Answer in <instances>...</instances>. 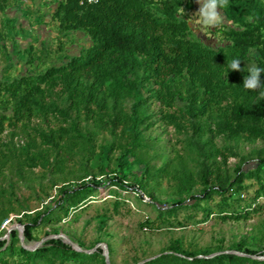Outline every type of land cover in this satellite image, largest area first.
Here are the masks:
<instances>
[{
	"label": "trees",
	"instance_id": "16d2710c",
	"mask_svg": "<svg viewBox=\"0 0 264 264\" xmlns=\"http://www.w3.org/2000/svg\"><path fill=\"white\" fill-rule=\"evenodd\" d=\"M12 2L19 0H0V13H6ZM53 3L52 19L62 33L83 32L91 44L78 54L65 55L44 73L30 70L0 80V136L10 130V140L3 142L5 151H0V177L13 162L20 174L25 168L65 174L73 164L82 183L61 188L56 205L36 218L23 215L20 223L27 241L34 240L38 227L59 225L88 208L98 193L92 184L99 182L86 180L97 175L109 179L115 211L127 205L124 192L137 193L128 184L131 176L137 190L151 200L168 178L173 193L189 200L174 201L166 209L155 207L166 228H177L175 219L181 211L193 212L185 219L197 224L211 217L248 221L264 211V148L246 156L238 151L241 143L264 142V97L260 95L264 73L261 88H243L250 62L264 69V0H229L221 10L230 23L222 29L226 44L213 46L191 30L188 15L195 10L196 0H103L94 6H82L80 0ZM7 25L14 44H18L14 33L28 32L17 21L9 19ZM36 56L30 45L26 64L32 66L39 59ZM234 58L241 60L242 71L227 68ZM154 102L160 103L159 113L151 110ZM34 121L39 123L33 126ZM160 122L174 128L181 148L173 158L163 155L159 166L144 155L154 141L147 133ZM19 129L28 136L22 146L13 140ZM102 134L109 141L99 147ZM231 158L239 159L232 173L227 166ZM133 167L143 168L140 176L134 175ZM247 182L258 185L252 198L245 195L251 186ZM197 188L201 190L193 196ZM216 197L219 200L213 205ZM16 201L12 192L0 187V230L11 211H16ZM199 213L202 218L196 221ZM6 243L0 240V264H107L102 248L93 254L79 252L62 239L29 251L14 231ZM107 246L113 264L114 251ZM242 247L240 243L238 251ZM212 254L186 249L178 239L146 264H264L231 253L201 258Z\"/></svg>",
	"mask_w": 264,
	"mask_h": 264
},
{
	"label": "rangeland",
	"instance_id": "374dc122",
	"mask_svg": "<svg viewBox=\"0 0 264 264\" xmlns=\"http://www.w3.org/2000/svg\"><path fill=\"white\" fill-rule=\"evenodd\" d=\"M55 7L53 0H19L12 2L6 13H0V35L4 36L3 39L0 38V80L4 77L15 78L30 70L44 73L52 65L60 64L65 55L78 54L91 44L90 38L83 32L68 35L62 33L58 23L52 19ZM199 7L196 2L195 10L188 15L192 32L209 46L226 44L222 29L230 23L224 18L223 12L221 11L222 22L218 26L204 27L198 17L193 15ZM9 19L17 21L19 26L22 25L23 29L28 31L24 35L19 32L14 33L18 38V44H14L12 40L14 37L9 36L7 25ZM39 20L43 21L40 25ZM30 45L35 47L36 57H39L32 66H28L25 62L26 50ZM252 64L256 65L254 61L250 62V65ZM160 108L158 102L151 104L153 113H159ZM38 123L34 121L33 126ZM16 133L14 143L17 146L24 145L28 141L27 134L22 129L17 130ZM147 136L154 139L149 142L151 147L144 155L151 164L160 166L164 161L163 155L173 158L176 149L181 148L177 142L181 137L173 127H167L161 122L156 124ZM9 140L10 130H7L0 136V151H5L3 142ZM108 141L109 136L102 134L97 143L100 147ZM217 143L220 146L224 145L222 139L217 140ZM260 148H264V142L258 141L252 145L241 143L238 151L242 156H246L253 149ZM157 155L161 157L157 158ZM238 162V158L229 159L227 166L230 173ZM92 167H95L94 162ZM18 169L13 162L0 177V187L12 192L18 199V202H14L16 211H11L9 219L4 222L0 230V240L7 241L6 245L11 242L12 232L18 231L21 235L23 225L20 220L24 219V214H30L32 219L36 218L37 214L43 213L46 208L56 205L60 199L61 188L78 186L82 183L77 180L79 168L73 164H70L65 174L58 175L44 172L41 168H25L20 174ZM142 169L133 167L132 170L135 176H140ZM93 171L97 172V169L94 168ZM93 180L99 184H92ZM108 180L106 176L97 175L96 179L93 176L89 177L86 183L98 187V193L91 199L88 208L74 212L59 225L38 227L34 231V240L29 242L24 239L25 244L34 247L49 236L60 234L67 235L84 250L94 249L97 246L102 248V244L106 246L109 244L114 251L113 264H135L137 260L157 256L178 239L191 251L245 254L244 251L248 250L257 253L255 257H264V211L254 214L248 221L222 222L217 217H211L208 222L200 224L185 219L187 214L193 212L181 211L175 219L177 228H166L161 226L155 207L165 206L166 209L171 207L174 201L189 200V196L179 197L173 193L168 178L162 180V185L154 191L156 199L151 200L144 191L137 190L134 176H131L128 184L137 193L124 192L122 195L125 196L127 205L119 207L118 211L114 209L113 203L116 198L110 193L113 188L109 186ZM247 185L251 186L245 195L252 198L258 185L254 182H247ZM200 190L197 188L192 195H198ZM140 199L142 203L138 201ZM214 200L213 205L219 198L216 197ZM201 218L202 213H199L196 221H200ZM182 225L184 227H181ZM240 243L243 247L238 251L237 247Z\"/></svg>",
	"mask_w": 264,
	"mask_h": 264
},
{
	"label": "clouds",
	"instance_id": "9594fccd",
	"mask_svg": "<svg viewBox=\"0 0 264 264\" xmlns=\"http://www.w3.org/2000/svg\"><path fill=\"white\" fill-rule=\"evenodd\" d=\"M200 5L199 10L193 14L198 17L199 22L204 27H216L222 22L221 10L229 6V0H196ZM181 12L184 9L181 8ZM252 50L250 49V52ZM241 60L238 58L232 59L227 63V68L230 71H242ZM247 75L243 79V88L245 90L255 91L262 87L261 74L264 73V69L256 66L255 64L247 67ZM261 97H264V92L260 93Z\"/></svg>",
	"mask_w": 264,
	"mask_h": 264
},
{
	"label": "water",
	"instance_id": "95a60500",
	"mask_svg": "<svg viewBox=\"0 0 264 264\" xmlns=\"http://www.w3.org/2000/svg\"><path fill=\"white\" fill-rule=\"evenodd\" d=\"M21 230H22V233L20 235V241H21V244L22 246L29 250V251H35L39 248H41L43 246V244L45 243V241H48V240H51V239H62L66 244L70 245L73 249H75L76 251H79V252H85V253H89V254H93L95 253L96 251H98V249L100 248V246H97L95 247L94 249L92 250H84L83 248H81L78 244H76L75 242H73L67 235L65 234H60V235H55V236H49L47 239L45 240H42L40 242H38L34 247H29L25 244L24 242V239H25V236H24V226H21ZM102 249H103V255L106 259V263L107 264H112L110 262V255H109V251H108V247L104 244H102ZM224 253H231V254H236V255H239V256H245V257H250L252 259H257V260H262L264 261V257H255V256H252V255H247V254H239V253H234V252H222V253H216V254H213V255H210V256H201V258H214L218 255H221V254H224ZM160 255H157V256H154V257H151L149 259H146L142 262H140L139 264H146L147 262L153 260V259H156L158 258Z\"/></svg>",
	"mask_w": 264,
	"mask_h": 264
},
{
	"label": "built area",
	"instance_id": "2783aa9c",
	"mask_svg": "<svg viewBox=\"0 0 264 264\" xmlns=\"http://www.w3.org/2000/svg\"><path fill=\"white\" fill-rule=\"evenodd\" d=\"M103 0H80V5L82 6H94L98 5L102 2Z\"/></svg>",
	"mask_w": 264,
	"mask_h": 264
}]
</instances>
